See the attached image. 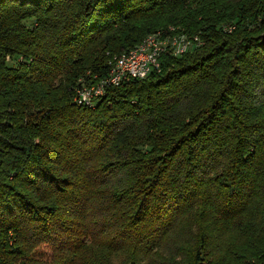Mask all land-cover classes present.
Here are the masks:
<instances>
[{
    "label": "trees",
    "instance_id": "1",
    "mask_svg": "<svg viewBox=\"0 0 264 264\" xmlns=\"http://www.w3.org/2000/svg\"><path fill=\"white\" fill-rule=\"evenodd\" d=\"M174 32L202 45L75 104ZM127 246L131 262L264 264V0H0V264Z\"/></svg>",
    "mask_w": 264,
    "mask_h": 264
},
{
    "label": "built area",
    "instance_id": "2",
    "mask_svg": "<svg viewBox=\"0 0 264 264\" xmlns=\"http://www.w3.org/2000/svg\"><path fill=\"white\" fill-rule=\"evenodd\" d=\"M152 43L150 42L148 45ZM201 45V41L195 39L188 42L185 48H189V52H192ZM145 46L141 54H136L132 60H128V65H123V69H120V74L117 75L113 84H105V91H97L95 83L85 84L86 92L82 93V98H86L91 104H95L97 100L106 95L109 88L125 87L135 80H145L150 77V73H156V69H162L164 50L159 53L145 54ZM180 52L181 50L175 51L174 57H180ZM75 104L79 105V103Z\"/></svg>",
    "mask_w": 264,
    "mask_h": 264
},
{
    "label": "bare ground",
    "instance_id": "3",
    "mask_svg": "<svg viewBox=\"0 0 264 264\" xmlns=\"http://www.w3.org/2000/svg\"><path fill=\"white\" fill-rule=\"evenodd\" d=\"M174 37L175 36L172 34V36L164 38L161 33L149 36L135 49L122 54L120 57H116L111 63L109 78L99 82V86H95V89H97V91H105V84H113V81L116 79L117 75L120 74V69H123V65H128V60H132L136 54H141L145 45V54L159 53L160 51L164 50V55L170 53L172 56H174L175 51L181 50L180 56H182L189 51V48H185V45H187L188 42L198 39L196 37L193 39H188L185 36H182L180 37L181 39L176 40L177 38ZM150 42L153 43L148 45ZM159 70L160 69H156L158 72ZM83 92H86V87L81 89L79 97L76 99V103H79V106L92 107L94 104H91L86 98H82Z\"/></svg>",
    "mask_w": 264,
    "mask_h": 264
},
{
    "label": "rangeland",
    "instance_id": "4",
    "mask_svg": "<svg viewBox=\"0 0 264 264\" xmlns=\"http://www.w3.org/2000/svg\"><path fill=\"white\" fill-rule=\"evenodd\" d=\"M153 35H156V34H152L150 36H153ZM174 35H175L174 38H177L176 40H179V39H181L180 37L184 36V34H177V33H175ZM147 37L148 36H146L143 39V41ZM10 64L16 65L17 62L16 61H12ZM99 82H101V81L98 80V81L95 82L96 87L99 86ZM92 210L95 211L94 209H92ZM42 253L43 254L47 253V248L44 249V251L42 250ZM109 255H110L109 259H108L109 264H156V257L154 255L143 257V258H141V260L138 259L137 261L131 262L129 246L122 248L119 252L112 253V254H109ZM158 263H159V261L157 262V264Z\"/></svg>",
    "mask_w": 264,
    "mask_h": 264
}]
</instances>
